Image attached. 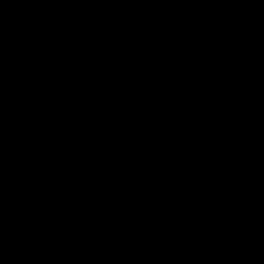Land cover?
Here are the masks:
<instances>
[{"label": "trees", "instance_id": "trees-1", "mask_svg": "<svg viewBox=\"0 0 264 264\" xmlns=\"http://www.w3.org/2000/svg\"><path fill=\"white\" fill-rule=\"evenodd\" d=\"M0 264H264V0H0Z\"/></svg>", "mask_w": 264, "mask_h": 264}]
</instances>
